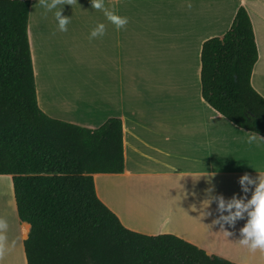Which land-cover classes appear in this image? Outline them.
Instances as JSON below:
<instances>
[{"label":"crops","instance_id":"obj_1","mask_svg":"<svg viewBox=\"0 0 264 264\" xmlns=\"http://www.w3.org/2000/svg\"><path fill=\"white\" fill-rule=\"evenodd\" d=\"M30 2L41 110L89 129L111 118L123 122L125 170L94 175L99 199L134 232L172 234L236 264H257L249 254L263 253L254 259L264 264V250L240 244L247 212L230 222L229 210L219 206L221 198L225 204L251 199L264 172V138L210 107L201 85L203 44L223 37L244 7L259 51L251 83L264 97V0H104L108 10L128 18L120 29L91 0H63L51 10ZM57 10L70 18L67 31L59 29ZM98 23L105 25L103 36L90 38ZM245 174L254 181L247 192L240 182ZM0 188V219L7 223L0 229V264H27L30 225L20 221L14 194L9 198L6 186Z\"/></svg>","mask_w":264,"mask_h":264},{"label":"trees","instance_id":"obj_2","mask_svg":"<svg viewBox=\"0 0 264 264\" xmlns=\"http://www.w3.org/2000/svg\"><path fill=\"white\" fill-rule=\"evenodd\" d=\"M30 0H0V176H11L18 216L30 225L27 264H236L175 235L126 228L98 197L94 175L125 170L123 122L98 129L56 119L38 105L28 35ZM259 59L244 7L201 51L202 97L235 126L264 138Z\"/></svg>","mask_w":264,"mask_h":264},{"label":"clouds","instance_id":"obj_3","mask_svg":"<svg viewBox=\"0 0 264 264\" xmlns=\"http://www.w3.org/2000/svg\"><path fill=\"white\" fill-rule=\"evenodd\" d=\"M63 0H52L51 3H46V0H40L43 8L49 10L55 9L58 4L62 3ZM93 8L100 9L104 11L105 17L112 22L117 29L124 27L128 18L126 16L119 15L114 10H108L105 7L104 0H91ZM59 29L61 31H67V25L70 22V18L61 14L60 10L54 13ZM105 32V25L103 23H98L90 32V38L103 36ZM255 139V137H249V140ZM241 185L244 187V191L247 192L248 184L254 183V181L245 174L241 177ZM219 206L227 208L229 210V215L225 217L226 220L234 222L236 219L241 218L245 212H247L248 220L246 224L241 229L242 239L240 244L248 246L251 251L257 249L264 250V172H261V177L258 184H256L255 190L251 196L245 202L243 199L233 197L230 202L225 204V201L221 198L219 201ZM233 209H235L233 211ZM7 228L6 221L0 219V229Z\"/></svg>","mask_w":264,"mask_h":264},{"label":"rangeland","instance_id":"obj_4","mask_svg":"<svg viewBox=\"0 0 264 264\" xmlns=\"http://www.w3.org/2000/svg\"><path fill=\"white\" fill-rule=\"evenodd\" d=\"M158 85V87L159 86H161V89H163V91L164 90H166L167 92H172V91H170V90H173V89H171V88H168L166 85H161V84H157ZM160 89V90H161ZM1 180V184H3L4 186H6V188L7 189H5L6 191H4L3 193H4V195H6L7 197H11V196H13V186H12V184H11V182L9 181V178L7 177V176H5V177H3L2 179H0ZM5 201V203H6V205H8V207H10V211H11V213H12V201L10 200V201H8V198H6V200H4ZM12 215H13V213H12ZM14 216V215H13ZM0 217H1V211H0ZM14 219H15V217H14ZM16 221V220H15ZM15 221H13V223H11V227H13V224H14V226H15V224H16V222ZM263 253H255V254H253V255H250L249 254V256H252V257H250L249 259L250 260H252L254 263H257V264H261V263H258V261L257 260H255L254 258L256 257V256H261ZM264 261V260H263Z\"/></svg>","mask_w":264,"mask_h":264},{"label":"bare ground","instance_id":"obj_5","mask_svg":"<svg viewBox=\"0 0 264 264\" xmlns=\"http://www.w3.org/2000/svg\"><path fill=\"white\" fill-rule=\"evenodd\" d=\"M1 188H0V195L2 194ZM131 211H132V214H133V216H134L135 219H137L139 221L144 220V216L141 214L140 211H138L136 209H132ZM146 217L150 219L152 216L150 214H148Z\"/></svg>","mask_w":264,"mask_h":264}]
</instances>
